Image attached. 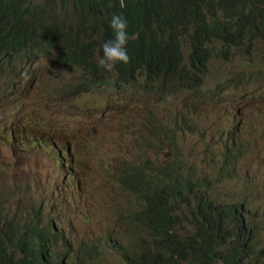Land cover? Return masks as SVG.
Listing matches in <instances>:
<instances>
[{"label": "rangeland", "instance_id": "obj_1", "mask_svg": "<svg viewBox=\"0 0 264 264\" xmlns=\"http://www.w3.org/2000/svg\"><path fill=\"white\" fill-rule=\"evenodd\" d=\"M41 1L44 0H27L32 4ZM97 72L107 80L114 77L113 70L107 72L100 66ZM262 73L264 46L254 50L240 66L233 61L213 60L208 73L201 78L199 89L172 95L152 92L143 87L141 78L125 87L95 84L86 87L92 78L89 68L49 64L43 58L36 61L29 66L28 79L21 81L19 95L26 110H37L67 126L55 138L69 148L70 155L58 159L52 148L34 144L21 134L16 136L13 146L0 145V214L11 219L35 208L47 212L55 197L63 198L66 203L74 202L75 216L63 213L57 221L73 251L93 242L106 245L110 239L121 240L120 215L131 203L117 179L126 162L163 160V155L146 143L152 116L156 114L161 124L169 127L171 121L176 131L174 139L164 133L160 136L165 151L176 148V153L169 157L170 163L181 165L184 173L194 179L216 178L223 161L222 135L236 130V149L239 147L243 154L232 165L233 175H227L209 191L210 198L220 203L246 202L253 212L261 215L264 118L255 119L258 134L239 129L253 108L241 100L235 84L240 78L249 79ZM26 82L28 85L24 87ZM229 82L232 85L225 87ZM243 97L252 102L253 89ZM256 102L264 103V99ZM22 115L19 124L27 130L43 133L54 130L47 119L36 125L30 114ZM78 126H82V137L76 142L73 133ZM76 136H80V130ZM36 138L40 139V135ZM188 214L187 209L183 210L184 235L192 232ZM261 227L260 240L264 244V222ZM111 263L122 264L114 254Z\"/></svg>", "mask_w": 264, "mask_h": 264}, {"label": "clouds", "instance_id": "obj_2", "mask_svg": "<svg viewBox=\"0 0 264 264\" xmlns=\"http://www.w3.org/2000/svg\"><path fill=\"white\" fill-rule=\"evenodd\" d=\"M119 4L120 7L126 6L125 0H119ZM48 21L54 20L41 16L30 18L27 27H18L10 31L4 40H0V89L1 85L4 87L3 92L0 93V145L13 146L16 136L21 134L34 144L52 148L58 159H66L70 155V150L61 145L55 135L65 132L67 126L45 117L37 110H26L25 101L18 92L21 81L29 77V66L41 59L31 58L27 53L28 48L34 46L41 52H51L54 63L61 66V50L38 42L35 32L37 25ZM109 27L113 32V38L103 43V55L98 58L97 64L107 72H111L118 63L130 62V45L134 39V34L128 35L126 18L119 14L111 16ZM21 35L24 40L20 39ZM30 38L33 39L28 40ZM180 39L186 41V38L180 37ZM113 78L103 85L125 87L133 84L124 80L114 81ZM27 85L28 82L24 87ZM231 85L232 82H229L225 87ZM235 86L241 92V100L253 108L248 119L240 123L239 129L258 134L259 126L255 125V119L264 118V103L256 101L259 98L264 99V73L249 79L240 78ZM145 88L164 94L157 88ZM251 88L254 91V98L252 102H248L243 95ZM23 113L30 114L31 121L36 125L42 124L47 119L54 130L43 133L21 127L19 123L23 120ZM152 119L153 123L146 136V143L148 148H153L156 153L162 154L163 160L160 163L150 159L143 163L126 162L125 167L121 169L117 180L127 192L131 203L120 215L121 240L110 239L106 245L95 242V246L89 251L93 256L92 259L85 257L77 260L72 252L67 253L65 247L64 250L60 248L56 253L54 244L46 243L39 236L38 226L46 228L51 224L55 230H63L59 227L58 216L64 213L74 217L75 211L74 202L66 203L63 198L55 197L47 212L37 208V213L21 214L20 224L9 230L7 236L11 247L10 264L23 256L35 259L39 264H112L111 254H114L122 264H264V244L260 240L263 233L261 224L264 222L262 221L264 211L261 215H257L246 202L220 203L210 198L209 191L221 183L227 175H233L232 165L243 154L239 147L236 149L238 146L236 130H229L222 135L223 161L216 178L205 177L199 180L186 175L181 165L170 163L169 157L176 153V148L165 151L160 136L164 133L170 139H174L176 131L171 121L168 127L160 123L158 115L153 114ZM78 130H80L79 137L76 136ZM37 134L40 135V139L36 138ZM81 137L82 126H78L74 130L73 138L78 142ZM173 172L180 174L185 184V196L179 201L176 210L163 201L135 199L136 189L144 179L164 185ZM185 209L189 212L187 219L192 229L188 235H184L185 222L182 213ZM4 215L7 217L6 214ZM172 230L179 236L178 243L162 240V237L167 236Z\"/></svg>", "mask_w": 264, "mask_h": 264}, {"label": "trees", "instance_id": "obj_3", "mask_svg": "<svg viewBox=\"0 0 264 264\" xmlns=\"http://www.w3.org/2000/svg\"><path fill=\"white\" fill-rule=\"evenodd\" d=\"M125 5L120 7L119 0H44L35 4L0 0V40L18 27H27L30 18L54 20L36 26L38 42L61 50V66L89 68L92 78L86 87H97L109 83L97 72V64L103 43L113 38L109 20L119 14L126 18L128 35L134 34V39L130 62L115 66L113 80L136 83L141 78L144 87L164 93L197 90L212 60L233 61L240 66L264 46V0H125ZM27 53L54 64L49 51L32 46ZM184 196L183 177L176 172L164 185L144 179L135 192L136 200L163 201L173 210ZM37 212V208L32 211ZM20 222L21 214L11 219L0 214V264H10L7 234ZM38 233L46 243L54 244L56 253L63 245L77 260L93 258L89 251L95 242L73 251L63 230L50 224L38 226ZM178 238L172 230L162 240L178 243ZM12 264L39 262L23 256Z\"/></svg>", "mask_w": 264, "mask_h": 264}, {"label": "bare ground", "instance_id": "obj_4", "mask_svg": "<svg viewBox=\"0 0 264 264\" xmlns=\"http://www.w3.org/2000/svg\"><path fill=\"white\" fill-rule=\"evenodd\" d=\"M0 93H2V92H1V89H0ZM221 151H222V150H221Z\"/></svg>", "mask_w": 264, "mask_h": 264}]
</instances>
